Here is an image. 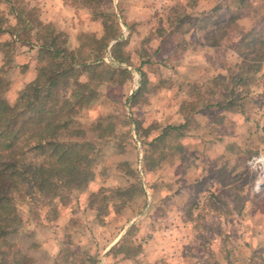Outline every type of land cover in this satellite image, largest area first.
I'll list each match as a JSON object with an SVG mask.
<instances>
[{
  "label": "rangeland",
  "instance_id": "rangeland-1",
  "mask_svg": "<svg viewBox=\"0 0 264 264\" xmlns=\"http://www.w3.org/2000/svg\"><path fill=\"white\" fill-rule=\"evenodd\" d=\"M70 1L65 0L68 4ZM233 1L112 0V9L107 3L103 5L105 10L114 11L120 28L125 27V30H121L122 39L126 42L123 50L130 56L133 66H122L131 68L133 72L144 61L145 64L141 66L144 76L135 81L131 78L125 82L124 88L117 87V75L108 76V81L98 88L100 98L82 113L77 122L87 129L92 121L111 114L124 117L126 124L119 119L113 133L103 139H99L97 133L87 131L86 135L95 142L96 149L95 177L92 181L95 191H89L90 183L82 192L72 196L67 204L57 208L55 220L42 205L35 207L36 203L29 196H12L17 215L13 223L16 232L7 238V245L1 247L5 255H0V264H93L92 261L95 264H264V186L258 191L254 189L258 174L250 170L247 164L252 158L264 156V0H247L250 8L238 11L237 29L228 30L218 47L208 46L211 40L206 41L210 35L206 31L213 27L197 31L192 27L184 31L187 28L184 24L171 27L167 22L169 9L176 4L187 6L189 15H214L215 19L226 20L236 12V1ZM36 4L37 0H0V24L14 27V12L32 9ZM75 7L83 8L80 5ZM33 10L36 11L33 13L35 17L39 18V11ZM86 13V31L77 35L92 36L97 33L90 20L103 25V31L105 22L93 17L87 9ZM215 31L219 32L217 29ZM17 35L25 39L24 32L19 31ZM258 35L262 45L253 47L240 43L241 37L250 41ZM6 37L9 36L2 35L0 42L11 43ZM77 37L70 40L72 45L74 41L75 47ZM28 38L32 42L34 33H30ZM12 40L17 39L13 37ZM21 44H12L16 56L15 67L5 75L10 86L4 97L10 105L15 104L17 93L27 84L24 82L28 77L25 75L28 74L25 71L27 65L21 66V59L18 58L19 53L21 55L27 49ZM28 49L33 50V47L30 45ZM241 51H251L249 57L261 66V72L248 94L236 88L234 94L241 96L238 106L226 110L210 107L202 111L205 115L200 122L190 125L193 133L186 134L182 139L185 140L182 145L186 160H175V163H194L205 168L214 165V175L224 179L226 187L209 183L216 196L204 194L205 199L199 206L191 199L192 189H183L180 197L164 201V204L155 207L153 216L147 217H144L149 209L147 197L138 198L119 214L109 208L108 214L103 217L104 224L99 223L95 219L96 212L88 209L87 199L100 189L102 179L107 180L109 189L125 187L133 182L135 176L139 177L141 183L144 182L143 142L149 137H145L141 129L155 125L153 121L162 110L164 120H161V127L168 123L176 124L184 101L194 100L195 111L203 109L207 103L226 104L228 91L221 87L214 88L211 79L224 76L228 80L225 83L229 82V73L236 71L235 66L241 62ZM31 60L32 56L29 57ZM80 80L84 82L86 78ZM136 82L141 83L144 91L140 99L131 104L127 94L136 90ZM193 87L196 89L191 93ZM210 91L214 94H209ZM172 164L163 165L162 171L166 175L156 181L161 178L169 180L167 174L172 170L173 174L176 170ZM181 171L182 168L178 167L176 173L181 175ZM155 177L151 176L150 180ZM194 179L188 176L184 182L190 181L191 184ZM211 198L217 201L214 203ZM63 209L65 219L59 217ZM163 209L171 210L174 214L182 213L184 218H181V223L191 222L190 228L177 233L173 227L170 233L164 232L165 226L176 224L173 217L168 220L160 218ZM128 219H132V224L138 229L133 236L142 251L130 261L120 260V257L111 258L107 256L108 247H111L109 244L120 234ZM55 223L58 229H54ZM150 226L161 230L154 236L148 235ZM192 227H195V232ZM221 242L223 248L220 247ZM16 253L24 256V260Z\"/></svg>",
  "mask_w": 264,
  "mask_h": 264
},
{
  "label": "trees",
  "instance_id": "trees-1",
  "mask_svg": "<svg viewBox=\"0 0 264 264\" xmlns=\"http://www.w3.org/2000/svg\"><path fill=\"white\" fill-rule=\"evenodd\" d=\"M8 2L9 0H4ZM69 1V0H68ZM236 1V12L226 20L206 15H189L187 6L170 7L168 24H184L190 28L208 30L206 41L208 46L218 47L228 30L237 29L239 10L249 9L247 0ZM233 1V2H234ZM72 5H80L91 12L93 17L102 19L105 24L100 36L79 35L77 47L71 48L65 33L57 30L52 24H45L35 17L33 9H20L14 12L15 26L3 27L2 35L14 37L28 47L37 48L39 66L34 79L23 86L17 93L14 105L5 100V93L10 83L6 79L8 71L15 67L14 47L4 41L0 42L2 54L0 67V255H5L1 247L7 245V238L15 234L13 223L17 218L13 203L15 195L29 196L36 203L35 207L45 208L53 220L57 218V208L69 202L70 198L82 192L95 177V142L88 139L87 131L97 133L103 139L113 133L124 117L107 115L100 117L84 129L77 119L84 111L92 107L100 98L98 88L108 81L111 75H117V85L121 86L131 79L130 71L122 65L133 66L130 56L124 52L122 29L116 22L114 11L111 10L112 0H71ZM111 9H104L103 5ZM180 11L178 12V10ZM216 11V9H214ZM219 30V32L215 30ZM24 32L25 39L17 35ZM182 31V32H184ZM34 33V42H29L28 35ZM186 33V32H185ZM242 46L261 44L260 35L248 41L241 37ZM254 50V49H253ZM241 62L230 72L228 81L224 76L211 79L214 88L221 87L228 91V101L207 103L203 109L194 110V100L184 101L180 107L183 122L179 126L167 125L160 133L150 136V126L141 129L148 140L143 142L144 171L154 172L163 165H171L175 160L184 161V148L180 140L184 138L194 123L193 116L207 111L210 107L226 110L238 106L240 95H235L236 88L248 94L250 87L261 72L260 64L254 62L250 52H240ZM107 60L109 63L107 64ZM139 63L137 71L141 77L144 73ZM109 76V77H108ZM85 77L82 82L80 78ZM230 77V76H229ZM231 86V87H230ZM193 87L191 93L195 91ZM142 85L130 98L134 104L141 97ZM209 94L213 95L212 91ZM235 95V97H234ZM226 100V98H225ZM126 124V121H124ZM109 138V137H108ZM23 194V195H22ZM145 191L139 177L135 176L132 183L114 189L101 187L88 197V209L96 212L95 219L102 223L109 208L119 214L133 200L143 198ZM138 229L131 225L122 238L109 249L107 256L120 260H133L142 251V247L134 239ZM73 255V253H71ZM17 257H21L16 253ZM24 257V256H22ZM24 260V258H22ZM92 261V260H91ZM13 262H15L13 260ZM95 264L94 261H92ZM3 264V262H1ZM14 264H17L15 262ZM74 264V262L72 263Z\"/></svg>",
  "mask_w": 264,
  "mask_h": 264
},
{
  "label": "crops",
  "instance_id": "crops-1",
  "mask_svg": "<svg viewBox=\"0 0 264 264\" xmlns=\"http://www.w3.org/2000/svg\"><path fill=\"white\" fill-rule=\"evenodd\" d=\"M31 8L32 9L35 8L37 11H39V20L40 21H42L45 24L50 23L57 30L65 33L67 35V37H68V43H69V46L71 48H74L76 46V45L74 46V41H73V45L70 43V40H72L71 38L73 37V39H74L75 37L81 35L82 33L84 34V32L86 31L85 26L88 23V21L86 22V20H85L88 17L86 15L87 14L86 13V9L78 8V7H75V6L73 7V6H71V4H68L67 2H65V0H37L36 7H31ZM223 20H225V19H223ZM89 23H90L91 26H95V28H96L95 32H97V33H94V34L96 36H100L101 33H102V26L103 25L101 26L100 23L94 22L92 20H90ZM124 28H122V29H124ZM128 31H130V30L128 29ZM195 31H197V30H195ZM80 32H81V34L77 35ZM129 34L131 35L130 32H129ZM69 36H70V38H69ZM12 38L13 37H8V38L6 37V40H8L10 42H13ZM14 42L16 44L21 43V42H17V40L14 41ZM32 42H34V39L32 40ZM21 45H23V47L25 49H27V51L25 53H23V54L21 53V55L19 53L18 58L21 59V62H22L21 66L27 65L25 71H28L27 72L28 74H25V75L28 76V77L25 79L24 82L25 83H29L30 81H32L34 79V76H35V70L34 69H37L38 66H39V62L37 60V48L32 46L33 50H29L28 49L29 47L27 45H25L23 43ZM1 55H0V61L2 60V56ZM30 56H32V60H31L32 62L29 61V57ZM15 59H16V56H15ZM105 61L108 64V61L107 60H105ZM29 62H30V64H29ZM0 67H1V62H0ZM130 69H128V70L131 73V78L133 79L132 81H135L137 78L139 79V77H141L140 73L136 69L133 72H131L132 70H130ZM31 71H33L32 74H31ZM136 75H138V76H136ZM140 84L141 83L138 82L137 85H135L134 89H136V90L134 92L129 91V93L127 94L129 96L128 97L129 100L133 96V94L139 89ZM125 86H126V83L123 84L122 86L118 85L117 87L124 88ZM162 114H163V110L158 113V117H155V121H153L155 125H151L152 127H154V129L150 130L151 131L150 134H149L150 136L157 135L162 130L161 125H162L163 121L161 122V120H164V118H162V116H163ZM204 115H205L204 112L197 113L195 116H193L194 122H196V121L200 122V118L203 117ZM158 118L160 120H157ZM176 120H177L176 124H172V123L169 124L168 123V125L179 126L183 122V116H181V115L178 116L177 115ZM145 126H143V127H145ZM154 131H156V132H154ZM188 132L186 134L190 135L191 133H193V130L189 129ZM195 139L196 140L198 139V141H199V142H197L198 144L201 143L199 138L196 137ZM181 141H182V139L180 140V143L184 144L185 140H183L182 142ZM219 142L221 143V141H219ZM227 148H230V147L227 146ZM199 150H200V147H199ZM181 162H176V163L174 162L175 164L173 163L175 165L174 168L176 170L178 169V167L182 168V171L180 173L181 175H178L176 173V170L172 174L171 173L173 171L172 170L170 173L167 174L169 180H166V181L163 180V178H161L160 181H156V179L158 180L160 177H163L164 175H166L162 171V168H164V166L160 168L161 170L158 169V170H156L154 172L144 171L145 175H144V182L142 183V185H143V188H144V191H145V196L144 197H145V199L147 197V204H148V207H149L148 212H147L149 215H147V213H145L144 217L153 216V212L155 211V207L160 206V204H164L165 203L164 201H167V200H170V199H175L176 197H180L181 196L180 194L182 193L181 190L183 191V189H189V188L192 189V191L190 193L191 194V199L195 200V202L197 203V206H199V203H201V201L205 199L203 197L204 194H206L209 197L210 196L211 197H215L216 196L213 193V190L211 189L212 186L208 185L209 183H211V184H214V183L217 184L218 183L217 185L220 184L222 188L226 187V185L224 183V179H221V177H218L217 175L216 176L214 175V172H213L214 165H213V167L205 168V167H201L200 165H197V164H194V163L181 164ZM202 174H205V175H202ZM151 176H154V177L156 176V177H155L154 180H152V179L150 180ZM188 176L195 177V179L193 180V183L190 184V181L184 182L185 179H187ZM181 178H183V179H181ZM106 181H107L106 179H102L99 187L101 186L103 188H107L108 185H106ZM154 182H159V183H154ZM95 188L96 187L94 185H92V182H91V184L89 185V191L90 192H92L91 190L95 191ZM87 192H85V194H88ZM148 199H149V202H148ZM211 199H213L214 203L217 201L214 198H211ZM175 207L178 208L177 206H175ZM168 209H163V212L161 213L160 218L168 220L169 217L170 218L173 217V218H175L174 224H176V225L171 226V224H173V223L168 224L167 226L164 227V228H166V229H164V232L167 231V232L170 233V230L173 227H175L174 229H175V231L177 233H179L180 231H182L184 229H189L190 228V226H191L190 223L191 222L190 223H185V224H184V222L181 223L182 222L181 218L182 219L184 218L182 213L176 212L174 214V213H172L171 210H168ZM64 214H65V210L63 209V210H61V214H60L59 217L61 219H65L64 218ZM132 221H133L132 219H130V220L128 219L127 222H125L126 224H125L123 230H121L120 234H117L115 236V238L112 240V242H111V244H109V246L113 247L115 244H117V242L126 233L128 228L131 227V224L133 223ZM56 226L57 225L55 223V228L54 229H58V228H56ZM194 228L195 227H192V231L195 232ZM160 230L161 229H159L156 226H150V228L147 230V233H148V235H152L153 234V236H154L155 234L159 233ZM180 239H182V238H180ZM111 247H108V248H111ZM220 247L223 248L222 247V242H221V246ZM220 250H223V249H220Z\"/></svg>",
  "mask_w": 264,
  "mask_h": 264
},
{
  "label": "built area",
  "instance_id": "built-area-1",
  "mask_svg": "<svg viewBox=\"0 0 264 264\" xmlns=\"http://www.w3.org/2000/svg\"><path fill=\"white\" fill-rule=\"evenodd\" d=\"M134 139L140 148V143L136 139L135 135ZM247 164L250 170L258 174V181L254 185V189L258 191L262 186H264V156L260 155L258 157L252 158Z\"/></svg>",
  "mask_w": 264,
  "mask_h": 264
}]
</instances>
